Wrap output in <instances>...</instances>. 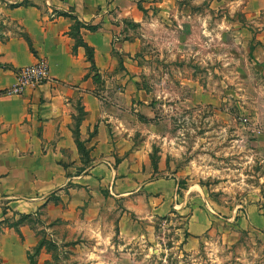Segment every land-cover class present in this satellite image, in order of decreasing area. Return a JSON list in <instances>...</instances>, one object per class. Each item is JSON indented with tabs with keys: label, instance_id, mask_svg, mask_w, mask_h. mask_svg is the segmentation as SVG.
<instances>
[{
	"label": "rangeland",
	"instance_id": "374dc122",
	"mask_svg": "<svg viewBox=\"0 0 264 264\" xmlns=\"http://www.w3.org/2000/svg\"><path fill=\"white\" fill-rule=\"evenodd\" d=\"M137 3L135 79L94 92L142 150L146 179L173 177L178 196L195 200L186 212L147 214L134 197L105 199L89 228H73L83 211L9 224L31 235L40 264H264V231L236 216L250 189L264 193V0ZM198 207L210 224L192 238Z\"/></svg>",
	"mask_w": 264,
	"mask_h": 264
},
{
	"label": "crops",
	"instance_id": "0c3cea01",
	"mask_svg": "<svg viewBox=\"0 0 264 264\" xmlns=\"http://www.w3.org/2000/svg\"><path fill=\"white\" fill-rule=\"evenodd\" d=\"M137 2L0 0V264H30L34 240L9 224L19 215L67 220L83 211L71 226L79 229L89 228L105 199L134 197L147 214L186 212L195 200L178 196L173 177L146 179L142 150L94 92L98 84L135 79ZM75 20L95 27L78 28L92 64L71 33ZM38 58L47 61L48 79L21 94L3 93L16 83V70ZM259 119L264 115L256 113ZM250 191L254 198L236 210L237 220L264 231V193ZM188 223L197 238L209 227L207 211L194 208Z\"/></svg>",
	"mask_w": 264,
	"mask_h": 264
},
{
	"label": "built area",
	"instance_id": "2783aa9c",
	"mask_svg": "<svg viewBox=\"0 0 264 264\" xmlns=\"http://www.w3.org/2000/svg\"><path fill=\"white\" fill-rule=\"evenodd\" d=\"M46 59L38 58L31 64L16 70V83L3 90L6 94H21L27 85H36L48 79Z\"/></svg>",
	"mask_w": 264,
	"mask_h": 264
},
{
	"label": "trees",
	"instance_id": "16d2710c",
	"mask_svg": "<svg viewBox=\"0 0 264 264\" xmlns=\"http://www.w3.org/2000/svg\"><path fill=\"white\" fill-rule=\"evenodd\" d=\"M87 27V28H90V29H94L95 27L94 26H88V25H85L84 23H81L77 20H75L73 26H72V35L74 38H76V42L79 44V45H82L84 48H85V51H86V57L87 59L91 62V64L93 63V54H92V49L86 45L82 39L80 38V35L78 34V28L79 27ZM77 145H78V148H79V142L77 141ZM26 216V215H25ZM27 257H28V260H29V263L30 264H34L35 261L34 259L32 258V255L28 252L27 253Z\"/></svg>",
	"mask_w": 264,
	"mask_h": 264
}]
</instances>
